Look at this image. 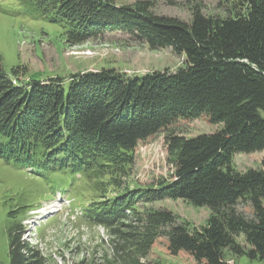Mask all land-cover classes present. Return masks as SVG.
Segmentation results:
<instances>
[{
	"label": "trees",
	"instance_id": "16d2710c",
	"mask_svg": "<svg viewBox=\"0 0 264 264\" xmlns=\"http://www.w3.org/2000/svg\"><path fill=\"white\" fill-rule=\"evenodd\" d=\"M225 1L226 16L207 15L197 5L190 21L156 14L149 0L120 6L114 0L10 1L33 17L59 23L70 41L111 28L185 56L176 71L129 76L111 68L66 79L29 75L22 82L18 76L26 67L6 71L0 53L2 158L63 177L105 181L125 169L140 141L168 132L172 179L120 193L84 214L111 230L106 264H166L148 259L161 235L167 236L168 255L187 254L190 264H230L228 252L264 259V168L239 171L233 165L238 153L264 151V0ZM202 117L221 127L193 137L170 131L180 120ZM121 199L131 211L135 200L180 199L211 215L200 227L179 223L167 209L134 212V221H124ZM241 203L250 215L238 208ZM14 221L8 264H45L40 248L23 239L22 221Z\"/></svg>",
	"mask_w": 264,
	"mask_h": 264
},
{
	"label": "rangeland",
	"instance_id": "374dc122",
	"mask_svg": "<svg viewBox=\"0 0 264 264\" xmlns=\"http://www.w3.org/2000/svg\"><path fill=\"white\" fill-rule=\"evenodd\" d=\"M10 1L13 0H0V53L6 71L10 72L16 65L26 67V72H20L18 76L22 82H26L29 75L37 80L50 77L66 79L73 73L112 68L137 76L156 70L176 71L185 66V56L175 54L172 49H152L147 43L135 41L128 34L111 28L96 36L70 41L59 23L50 21L42 13V16L33 17L29 12L13 7ZM114 1L120 6L139 0ZM149 1L156 14L185 21L191 20L192 8L197 5L207 15L226 16L230 8V3L225 0ZM220 127V124H213L207 117H202L192 121L180 120L170 131L193 137L213 133ZM167 134L162 132L140 141L133 151L132 161L127 162L121 172L116 171V175H108L105 181L95 179L89 182L79 174L72 179L69 176L65 178L53 170L37 168L28 161L0 157L1 264L9 263L8 229L14 220L22 221L23 239L40 248L45 264H106L105 255L112 252L111 230L87 221L84 214L93 207L111 204L109 198L114 199L120 193L172 179L175 165ZM233 165L239 171L264 168V151L238 153L234 156ZM135 202L132 211L122 199L118 204L119 211L123 212L119 213L120 218L124 221L134 219V212L144 214L167 209L177 216L179 223L188 222L191 226L200 227L211 215L209 209L180 199ZM113 206L114 203L107 208ZM238 208L251 214L245 203L239 204ZM238 239L244 244L243 236ZM166 242L167 236L161 235L148 259L159 258L166 264L193 262L184 253L182 256L168 255ZM226 256L230 264H264V259H251L247 255L236 256L228 252Z\"/></svg>",
	"mask_w": 264,
	"mask_h": 264
}]
</instances>
